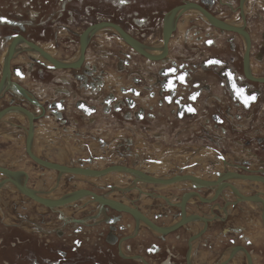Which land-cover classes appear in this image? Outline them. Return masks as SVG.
Returning a JSON list of instances; mask_svg holds the SVG:
<instances>
[{
	"label": "flooded vegetation",
	"instance_id": "flooded-vegetation-1",
	"mask_svg": "<svg viewBox=\"0 0 264 264\" xmlns=\"http://www.w3.org/2000/svg\"><path fill=\"white\" fill-rule=\"evenodd\" d=\"M255 1L0 0V264H264Z\"/></svg>",
	"mask_w": 264,
	"mask_h": 264
},
{
	"label": "rangeland",
	"instance_id": "rangeland-1",
	"mask_svg": "<svg viewBox=\"0 0 264 264\" xmlns=\"http://www.w3.org/2000/svg\"><path fill=\"white\" fill-rule=\"evenodd\" d=\"M255 1V0H254ZM256 2V4H258V7L260 6V7H263V2H264V0H256L255 1ZM251 18L252 17H254L253 19H256L257 20V16L255 15V14H253L252 16H250ZM264 22V21H263ZM263 25H264V23H263ZM254 26V25H253ZM258 36H259V33H258ZM123 124H125L126 125V127L127 126H129L130 124L129 123H123ZM101 126H104L103 124L101 125ZM111 126H112V124H111ZM105 127V126H104ZM128 129H130L131 127H127ZM114 131H115V129H113V128H109V129H107L106 131H104V132H109L107 135L108 136H111L113 133H114ZM124 133H129V131H126L125 130V132ZM111 134V135H110ZM1 141H3V143L1 142ZM22 141H23V138H17V136L15 135V136H13V135H4V136H2V135H0V159L2 158H5V161H7V160H10L11 161V163H14L15 165L18 163L17 162V160L18 161H22L23 163H22V165L21 164H17V165H19V166H21V168H24V169H29L30 170V172L32 173L33 171H35V172H37V167L36 166H34V163H32V166H29V164H30V162L29 161H27V158H25V156H27V153H26V151L24 150V148H23V144H22ZM72 145H75V142H74V144H72ZM113 145H115V144H113ZM44 147H46V145L44 146V145H41V144H38V148H39V150L40 151H42V149L44 148ZM117 149H118V147H117ZM5 152V153H4ZM54 152H56L55 154L57 155H55V156H50V157H53L54 159H59V160H61V161H67L68 160V156H60V154L59 153H64V155L66 154V150H65V148H61V149H57V150H55ZM69 152L70 153H72V156H80V155H86V154H88V152H84V151H82V150H78L76 147H75V151H72V149H71V146H70V148H69ZM96 152H98V151H96ZM24 155H23V154ZM28 153H29V151H28ZM117 156H121L120 154H116ZM17 156V157H16ZM25 158V159H24ZM192 170L193 169H195V168H191ZM190 169V170H191ZM30 173V174H31ZM32 174H34V173H32ZM119 175L121 176V175H124V173H122V172H120L119 173ZM127 177H126V179H130V178H132V176H129V175H126ZM125 178V177H124ZM59 183H61V180H59ZM58 184V183H57ZM178 183H175L174 185H177ZM47 185V184H46ZM79 185H81V184H79ZM59 186H60V184L59 185H56V187L57 188H59ZM169 186V185H168ZM43 189V188H42ZM169 189V188H168ZM1 194V193H0ZM14 199V198H13Z\"/></svg>",
	"mask_w": 264,
	"mask_h": 264
},
{
	"label": "bare ground",
	"instance_id": "bare-ground-1",
	"mask_svg": "<svg viewBox=\"0 0 264 264\" xmlns=\"http://www.w3.org/2000/svg\"><path fill=\"white\" fill-rule=\"evenodd\" d=\"M263 6H264V2H263ZM206 11V10H205ZM209 17H213L211 14H209L207 11L205 12ZM218 23H220V22H218ZM231 23V22H230ZM159 46V45H158ZM160 47H161V45H160ZM80 55V54H79ZM43 57V56H42ZM45 58H47V56L45 57ZM56 61V60H55ZM4 90V89H3ZM7 117V116H6ZM5 117V118H6ZM36 138V137H35ZM34 144V143H33ZM35 147V146H34ZM33 147V148H34ZM35 149V148H34ZM60 154V156H65L64 155V153H59ZM17 157V156H16ZM33 157H35V156H33ZM39 157V156H38ZM36 158V157H35ZM38 161H40L38 158H36ZM202 159V158H201ZM53 166V165H52ZM55 166V165H54ZM57 167H59V168H67V169H73V168H69V167H65V166H59V165H56ZM55 166V167H56ZM22 169H24V168H22ZM75 169H77V168H75ZM6 173H8V171L7 170H4ZM10 171V173H8L10 176H15V175H17L18 173L17 172H21V170H15V171H13V170H9ZM233 172V171H232ZM142 172H140V174H141ZM20 174H23V173H20ZM19 174V175H20ZM24 174H25V177L27 178V173L26 172H24ZM142 175H144V174H142ZM131 176V175H130ZM146 177H147V175H146ZM2 178V177H1ZM20 178H23V177H20ZM6 179V178H5ZM91 179V178H90ZM125 179H126V177H125ZM232 179H234V178H232ZM18 180V179H17ZM210 180V179H209ZM9 181V180H8ZM20 181V180H19ZM22 181V180H21ZM20 181V182H21ZM231 181V180H230ZM5 182V181H4ZM55 183V182H54ZM58 183V182H57ZM246 184V183H245ZM7 185V184H6ZM56 185H58V184H56ZM9 186V185H8ZM163 188H166V189H168V188H172V187H174V186H171V185H161ZM175 186H178L179 188L181 187V185H180V183H178L177 185H175ZM13 188V187H12ZM263 189H264V187H262ZM42 190H45V189H42ZM173 190V189H172ZM44 192V191H43ZM32 193V192H31ZM49 193V192H48ZM50 194V193H49ZM42 195V194H41ZM51 195V194H50ZM52 196V195H51ZM38 197V199H40L39 198V196H37ZM62 197V196H61ZM41 200V199H40ZM41 201H43V200H41ZM231 208V207H230ZM192 243V242H191Z\"/></svg>",
	"mask_w": 264,
	"mask_h": 264
},
{
	"label": "snow or ice",
	"instance_id": "snow-or-ice-1",
	"mask_svg": "<svg viewBox=\"0 0 264 264\" xmlns=\"http://www.w3.org/2000/svg\"><path fill=\"white\" fill-rule=\"evenodd\" d=\"M0 21L8 22V21L6 20V18H3V17H0ZM172 71L174 72L175 70H172ZM179 79H180L181 81H183V80H184V76L181 75V76L179 77ZM250 99L254 100L255 97H251ZM248 102H249L248 100H245V103H246V104H247Z\"/></svg>",
	"mask_w": 264,
	"mask_h": 264
},
{
	"label": "water",
	"instance_id": "water-1",
	"mask_svg": "<svg viewBox=\"0 0 264 264\" xmlns=\"http://www.w3.org/2000/svg\"><path fill=\"white\" fill-rule=\"evenodd\" d=\"M29 152L31 153L32 156H35V155L31 152V150H29ZM49 166H52V165H49Z\"/></svg>",
	"mask_w": 264,
	"mask_h": 264
},
{
	"label": "crops",
	"instance_id": "crops-1",
	"mask_svg": "<svg viewBox=\"0 0 264 264\" xmlns=\"http://www.w3.org/2000/svg\"><path fill=\"white\" fill-rule=\"evenodd\" d=\"M260 7V6H259ZM263 16V15H262ZM106 135L109 133V132H104ZM111 135V134H110ZM3 143V141H1Z\"/></svg>",
	"mask_w": 264,
	"mask_h": 264
}]
</instances>
